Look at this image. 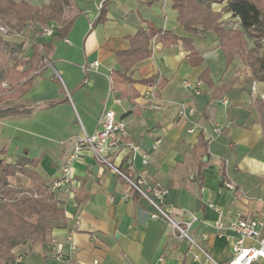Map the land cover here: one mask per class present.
Returning <instances> with one entry per match:
<instances>
[{"label": "crops", "instance_id": "1", "mask_svg": "<svg viewBox=\"0 0 264 264\" xmlns=\"http://www.w3.org/2000/svg\"><path fill=\"white\" fill-rule=\"evenodd\" d=\"M16 1L38 9L50 4L49 0ZM223 7L212 6L215 12ZM62 19V26L37 24L31 32L6 37L24 44L28 64L23 70L30 68L34 46H50L33 63L36 70L28 78L32 83L27 94L0 106L13 113L0 118V159L13 165L23 159L33 162L27 168L50 185L73 139L83 134L82 128L88 136L94 134L104 113L112 111L127 125L131 141L149 153V179L169 190L165 202L171 217L187 222L192 214L197 216L201 222L192 233L217 264H229L238 239L230 223L238 217L264 216V128L254 107L256 100L264 102V85L253 82L238 58L227 68L214 33L195 36L185 31L172 0H66ZM222 22L227 30H241L240 20L231 14H224ZM148 27L170 36L164 43L155 38L150 43L151 57L130 68L127 75L133 84L119 100L113 83L114 74L123 71L119 55L129 52L132 40ZM49 29L54 30L53 36L44 34ZM63 30L64 37L59 38ZM95 62L97 70L90 68ZM186 80L200 82L203 95L192 100L182 87ZM253 83L257 86L254 101ZM151 90L157 96L158 110L149 108L146 95ZM180 103L195 111L192 120L209 134L214 127L222 129L211 141L202 167L195 155L201 133L190 134L191 124L178 119ZM82 154L74 165L79 183L74 194H56L66 226L57 223L47 242L17 248L18 264H69L70 260L79 264H202L193 259L195 251L188 243L173 236L166 222L151 218L153 209L145 199L130 192L91 153ZM130 156L124 149L112 161L128 171ZM134 166L143 170L140 155ZM193 173L199 174L195 181L190 180ZM224 179L237 188L236 194L223 186ZM22 181L33 187L30 179ZM219 221L226 229L215 228ZM245 245L254 243L246 241ZM57 254L64 260H58Z\"/></svg>", "mask_w": 264, "mask_h": 264}, {"label": "trees", "instance_id": "2", "mask_svg": "<svg viewBox=\"0 0 264 264\" xmlns=\"http://www.w3.org/2000/svg\"><path fill=\"white\" fill-rule=\"evenodd\" d=\"M49 2L47 7L38 9L16 0H0V25L7 30L8 35L29 32L27 27L30 23L41 27L50 22L64 25L62 17L66 0ZM172 3L173 9L178 12V21L185 31L195 36L214 33L226 58L227 68L238 58L250 73L253 82L264 85V0H172ZM214 4H224L222 11L215 12L212 8ZM224 14L238 18L241 30L223 28ZM63 34L64 30L60 31L59 38H63ZM7 36L0 34V106L19 100L27 94L32 83L28 78L36 68L33 63L40 56L42 58V53L50 46H34L30 68L23 70L28 64L24 57V44L11 42L6 39ZM169 36L148 27L141 30L132 40L129 52L119 55L123 71L115 73L113 79L114 89L120 94L119 100L124 97L127 87L133 84L127 75L130 68L151 57L150 43L155 38H162L164 43ZM189 48L191 54L195 55L194 47ZM43 59L48 61L47 58ZM254 107L264 128V102L258 99ZM12 114V110L0 109V118ZM209 145L210 141L205 140L201 133L199 146L195 150L200 167L204 165L203 158L208 156ZM32 163L23 159L13 165L8 164L5 159H0V264L14 259L12 252L20 246L34 247L46 242L57 223H61L62 227L66 226L65 211L57 201L56 194L51 191L50 185L27 168ZM224 168L223 166L222 176L226 179ZM18 176L30 179L33 188L25 190L22 184L14 186L10 180L17 179ZM34 193L39 195L38 199L32 196ZM133 193L137 195L136 192Z\"/></svg>", "mask_w": 264, "mask_h": 264}, {"label": "built area", "instance_id": "3", "mask_svg": "<svg viewBox=\"0 0 264 264\" xmlns=\"http://www.w3.org/2000/svg\"><path fill=\"white\" fill-rule=\"evenodd\" d=\"M34 27V24L30 23L27 30L31 31ZM0 34L4 36L8 35L7 30L1 25ZM44 34L47 36H53L54 30H44ZM45 64L51 67L47 60H45ZM90 68L97 70L99 68V63L95 62L91 64ZM182 87L192 100L203 95L202 84L198 81L192 82L186 80L182 83ZM151 91V93L146 95L149 97V108L158 110L160 107L156 104L157 96L154 90ZM256 91V83H253L251 88V98L253 101L257 97ZM194 116L195 111L186 103H180L178 105L177 117L179 120L191 124L189 130L190 134L200 132L207 136V140L210 141V143L217 136L222 134V129L220 127H214L211 130V134H209L204 126L192 120ZM82 130L83 134L73 139L69 149L61 159L59 175L50 184V189L53 193H64L67 196L74 194L75 189L79 185L74 178V165L81 158L83 155L82 153L89 152L98 164L104 168L112 170L120 180L125 183L130 192H136L151 205L153 209L151 218L153 220H162L166 222L171 228L173 236L178 241L188 243L189 247L195 251L193 254V259L195 261H203L202 264H217L208 251L203 247L200 240H198L194 233H192L194 225L201 222L200 219L193 214L191 215V218H189L190 221L187 222H178L171 217V213L165 202L169 195V190L159 183L151 182L146 170L150 164L149 153L142 151L136 143L131 141L127 125L123 121L117 120L115 113L112 111H106L100 119L98 129L94 134L88 136L83 128ZM159 144L160 143L157 142L153 146V150H156ZM124 149L129 150L131 154L128 171L118 168V166H115L112 161L113 158ZM138 155L141 157L143 166V170L141 171L137 170L134 166ZM197 179V173H193L190 176V180L192 181ZM224 187L234 194L237 193V188L226 180L224 181ZM129 198L130 195L127 194L126 199ZM218 212L221 215L223 214L221 210H218ZM76 226H78V222H76ZM215 228L217 230H224L226 229V226L223 222L219 221L215 224ZM229 228L238 236L237 241L233 245V258L229 264H262V262H264V216L249 220L238 217L235 221L230 223ZM203 238H206V236H203ZM246 241L253 242L254 246L245 245ZM57 259L64 260V257L61 254H57ZM20 262L21 257H15L8 264H18ZM68 263L79 264V262L73 260L68 261ZM92 264H100V262L93 261Z\"/></svg>", "mask_w": 264, "mask_h": 264}, {"label": "rangeland", "instance_id": "4", "mask_svg": "<svg viewBox=\"0 0 264 264\" xmlns=\"http://www.w3.org/2000/svg\"><path fill=\"white\" fill-rule=\"evenodd\" d=\"M6 151H7V149H6ZM22 178H25V177H23V176H18V178L17 179H12V180H10V182L14 185V186H17V185H19V184H22L23 185V187H25V190L27 189H32L33 187H28L27 186V184L26 183H24L23 181H22ZM35 199H38L39 197V195H37V194H33L32 195ZM260 196V195H259ZM51 234V233H50ZM50 239V236H49V238H48V240ZM47 240V241H48ZM46 241V242H47ZM42 244V243H41ZM38 245V244H37ZM36 246V245H35ZM20 247H22V246H20ZM19 248V247H18ZM16 250H17V248L15 249V250H13V257H15V256H19L17 253H16ZM10 262V260L6 263V264H8Z\"/></svg>", "mask_w": 264, "mask_h": 264}]
</instances>
